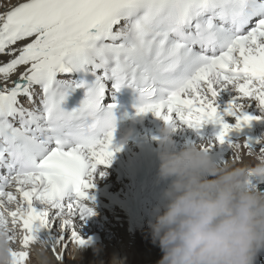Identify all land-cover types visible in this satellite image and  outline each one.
<instances>
[{
  "label": "snow or ice",
  "instance_id": "snow-or-ice-1",
  "mask_svg": "<svg viewBox=\"0 0 264 264\" xmlns=\"http://www.w3.org/2000/svg\"><path fill=\"white\" fill-rule=\"evenodd\" d=\"M108 81L139 93L136 115L173 130L219 125L202 150L223 144L264 118V0H0V229L12 264L41 241L57 264L71 243L91 242L79 230L95 214L90 189L122 148ZM78 88L83 100L66 110ZM227 88L236 95L222 106ZM250 140L228 141L233 160L264 155V137ZM247 163L249 186L264 190Z\"/></svg>",
  "mask_w": 264,
  "mask_h": 264
},
{
  "label": "clouds",
  "instance_id": "clouds-1",
  "mask_svg": "<svg viewBox=\"0 0 264 264\" xmlns=\"http://www.w3.org/2000/svg\"><path fill=\"white\" fill-rule=\"evenodd\" d=\"M172 131L168 124L161 129L157 177L167 184L147 222V235L162 253L155 264H256L264 251V190L249 186V164H217L202 143L171 150ZM250 159L252 171L264 175V155L252 153ZM49 247L47 241L33 244L36 264H53ZM11 251L0 229V264H12ZM83 251L73 243L68 259H82ZM90 264H127V256L113 252L107 261Z\"/></svg>",
  "mask_w": 264,
  "mask_h": 264
},
{
  "label": "bare ground",
  "instance_id": "bare-ground-1",
  "mask_svg": "<svg viewBox=\"0 0 264 264\" xmlns=\"http://www.w3.org/2000/svg\"><path fill=\"white\" fill-rule=\"evenodd\" d=\"M220 94L227 100L236 95L231 88L222 90ZM247 111L252 115H260L255 101L249 104ZM251 125L254 147L259 148L261 144L255 141L264 137V118L253 120ZM219 127L211 129L204 125L200 130H195L182 124L171 132V141L167 146L172 150H179L188 144L215 141ZM238 130H232L223 144L213 143L207 152L214 162L222 165L233 158L234 150L228 141H244V137L237 134ZM140 156L141 150L124 140V148L115 153L111 164L98 166L94 184L99 190L90 191V196L94 199L89 201L95 214L81 221L79 229L82 236L90 238L91 242L84 246L82 259L69 260L66 253L63 264H90L101 259L107 261L113 252L127 256V264H155L161 257V250L151 243L147 235V222L153 206L160 202L161 192L167 181H159L157 172L147 180H137ZM245 162L252 161L245 157ZM101 171L105 175H99ZM252 181L264 188V175H254ZM48 231L42 230L41 235L46 236ZM50 231L54 236L58 235L55 228ZM72 245L73 243L69 245V249ZM48 255L53 264H57L50 251ZM32 261L36 264L34 256ZM256 264L264 263H259L257 259Z\"/></svg>",
  "mask_w": 264,
  "mask_h": 264
}]
</instances>
